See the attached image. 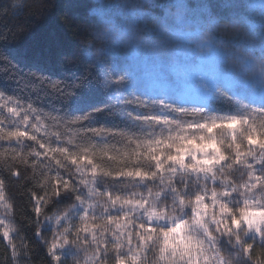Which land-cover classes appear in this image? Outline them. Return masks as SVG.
<instances>
[{
  "label": "clouds",
  "instance_id": "obj_1",
  "mask_svg": "<svg viewBox=\"0 0 264 264\" xmlns=\"http://www.w3.org/2000/svg\"><path fill=\"white\" fill-rule=\"evenodd\" d=\"M76 3L75 16L60 13L72 66L89 74L102 98L97 115L135 129L118 134L122 149H84L119 178L111 181L124 190L116 194L125 201L117 212L128 219L96 241L81 237L85 259L78 264H252L243 245L264 235V179H254L264 177V143L248 141L255 135L264 142V0ZM53 7L55 0H37L38 17ZM113 81L119 93L108 87ZM193 124L191 137L180 134ZM212 141L216 147L204 151ZM238 151L252 154L237 162ZM86 167L93 165L77 171ZM94 195L113 207L104 193ZM0 224L11 264H21L14 230ZM98 242L108 244L102 254ZM50 264H57L52 254Z\"/></svg>",
  "mask_w": 264,
  "mask_h": 264
},
{
  "label": "trees",
  "instance_id": "obj_2",
  "mask_svg": "<svg viewBox=\"0 0 264 264\" xmlns=\"http://www.w3.org/2000/svg\"><path fill=\"white\" fill-rule=\"evenodd\" d=\"M36 3L37 0H0V93L3 94L0 118L4 119L5 128H19L36 137L0 141V180L3 181L0 193L11 215L14 231L10 235L20 248L18 259L21 264H50L49 245L54 238H59L63 226L46 219L48 216L68 210L73 231L80 222L82 211L96 217L97 223L108 213L126 217L121 219V225L128 219L117 212L123 202L106 209L104 201L100 200L87 209L76 201L77 193L71 189L61 190L58 196L51 195V184L46 178L52 177L55 184L57 175L70 178L79 194L84 196L87 195V186L80 183L81 178L93 180L100 193L116 196L124 190L111 183L119 178L108 176L103 168L95 174L92 167L77 171L84 164L83 156L77 164L61 153L48 152L44 145L68 149L71 153H82L85 148L96 152L105 145L122 149L126 141L119 140L118 134L126 132L132 135L135 131L125 127L122 121L110 120L102 113L97 115L94 108H102V98L88 84L89 74L72 66V39L60 13L75 16L79 11L76 0H55V7L43 18L38 17ZM129 61L131 67V58ZM116 82L108 86L114 92L113 84ZM10 108L17 109L18 115H13ZM77 117L80 119L76 120ZM196 129L195 124L185 125L180 134L191 137ZM151 133L152 129H148L144 135L150 138ZM188 143L200 148L191 139ZM18 153L22 155L17 156ZM91 157L98 165L99 157ZM16 169L21 172L19 177L13 175ZM46 191L48 197L38 204L34 194L43 196ZM41 205L43 212L34 210ZM2 228L0 224V264H11ZM109 234L103 233L104 236ZM85 235L82 233L81 237H87ZM100 236L101 232L97 231V238ZM57 251L62 255L61 264H78L85 259V249L77 245H68Z\"/></svg>",
  "mask_w": 264,
  "mask_h": 264
},
{
  "label": "snow or ice",
  "instance_id": "obj_3",
  "mask_svg": "<svg viewBox=\"0 0 264 264\" xmlns=\"http://www.w3.org/2000/svg\"><path fill=\"white\" fill-rule=\"evenodd\" d=\"M56 85L53 84V87ZM0 96H3L2 93H0ZM2 103V102H0ZM13 115H18V110L14 108L9 109ZM80 118L77 117L76 120H79ZM5 121L3 118H0V141L3 140H12L17 139L19 140L21 137H28L32 139H36L34 136H30V134L26 131H22L21 129H8L5 128L4 125ZM233 123H236L235 121ZM248 141L250 145H256L258 143H264L261 142L258 138V136L250 135L248 137ZM194 143V141H193ZM206 147H214L215 142H209ZM45 148H47L48 152L50 153H61L62 155L67 156L69 159H73L75 163L80 164L81 156H83L84 163H91L93 165L92 172L93 174L100 172L102 169L99 165L95 163L93 158L88 155L86 152L82 153H71L68 149H60L56 148L53 149L50 145H44ZM237 148L239 149L240 146L237 145ZM2 154V153H0ZM250 152H240L238 151L236 155L233 157L237 162L241 160V158L246 157L247 155H251ZM22 154H17V156H20ZM36 155H40V153H36ZM15 158V157H14ZM53 159H55V155H53ZM221 160L224 159L223 156L220 157ZM264 162V161H262ZM59 166L63 167V164L60 161H57ZM250 168L254 167L251 163L248 164ZM106 171V170H105ZM13 175L19 177L21 175V172L19 169H16L13 172ZM47 183L51 184V195L58 196L61 194V190L68 191L71 189L72 191L76 192V201H78L81 205L86 207L87 209H91L95 203H99L100 200L96 198L94 195L96 193V188L94 187L95 182L91 179H80V183L87 186V192L88 195H80L78 190L76 189L75 184L73 181L69 179H64L63 177L57 175L55 177V184L52 183V177H48ZM254 179L259 182L261 179H264V177L256 176ZM256 184H252V187H255ZM41 187H44V185H41ZM3 188V181L0 180V190ZM48 192L46 191L43 196L35 195V199L38 204L41 203L42 200L46 199L48 197ZM105 198L108 199V201L112 204L117 202H125L122 200L119 196H113L111 193L104 194ZM38 213L43 212V206L37 207L34 209ZM242 213H244L243 218L248 219V212L250 210L248 209H242ZM69 211L65 210L63 213L53 214L52 216L46 217L48 220L54 221L58 226H63V230L58 234L59 238H54L51 244L49 245V252L53 255L54 259L57 261V264H60L62 261V255L58 253V249H62L65 246L68 245H79L81 243V234H86L85 236L91 237L93 241L97 240V231H103L104 233L108 232L109 225L115 224L117 221H121V219H126L119 217V216H112L110 213L106 214L105 217L99 222H96V217L91 216L88 211H82L80 215V222L78 225L75 226V231H73V225L69 217ZM235 225L238 227L241 226V219L237 218L234 221ZM140 227L143 229L146 226L140 225ZM5 232H8V229H5ZM260 243L257 244L255 240H252L246 244L243 245V250L247 253L248 258L251 260L252 264H264V235L259 236ZM88 241L85 240L84 243H87ZM108 244L106 242L100 243L98 242L96 244V253L102 254V249L107 248ZM93 261L96 259V256L93 255L91 258ZM120 264H124L123 259H121Z\"/></svg>",
  "mask_w": 264,
  "mask_h": 264
},
{
  "label": "rangeland",
  "instance_id": "obj_4",
  "mask_svg": "<svg viewBox=\"0 0 264 264\" xmlns=\"http://www.w3.org/2000/svg\"><path fill=\"white\" fill-rule=\"evenodd\" d=\"M131 67H132L134 72L137 71V73H139L141 71L134 64H131ZM116 83H118V82H116ZM114 90H115V93H119V89L114 88ZM1 99H2V96H0V101H1ZM0 218L2 221H6L7 223H9L10 226L12 227L11 215H10L8 206L5 204V200H4L3 195L1 193H0Z\"/></svg>",
  "mask_w": 264,
  "mask_h": 264
}]
</instances>
